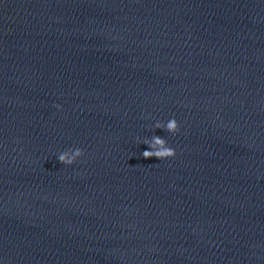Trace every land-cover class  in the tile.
I'll return each instance as SVG.
<instances>
[{"label":"water","instance_id":"1","mask_svg":"<svg viewBox=\"0 0 264 264\" xmlns=\"http://www.w3.org/2000/svg\"><path fill=\"white\" fill-rule=\"evenodd\" d=\"M0 260L264 264V0H0Z\"/></svg>","mask_w":264,"mask_h":264},{"label":"clouds","instance_id":"2","mask_svg":"<svg viewBox=\"0 0 264 264\" xmlns=\"http://www.w3.org/2000/svg\"><path fill=\"white\" fill-rule=\"evenodd\" d=\"M56 109H61L62 105L54 104ZM162 129L166 130L168 133H176L180 130V122L172 116L167 119H154L149 131L153 134L151 136L137 137L139 144L147 145V148L142 151L141 155L144 158L156 157L160 160L174 157L176 155V150L174 147L170 146L166 137L156 135L153 130ZM84 155V150L77 146H67L63 150H60L56 159L63 165L70 166L77 162V160ZM0 264L3 261L0 260Z\"/></svg>","mask_w":264,"mask_h":264}]
</instances>
